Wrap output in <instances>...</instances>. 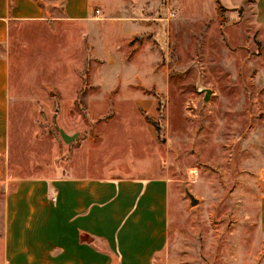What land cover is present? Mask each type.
<instances>
[{
  "label": "rangeland",
  "instance_id": "obj_1",
  "mask_svg": "<svg viewBox=\"0 0 264 264\" xmlns=\"http://www.w3.org/2000/svg\"><path fill=\"white\" fill-rule=\"evenodd\" d=\"M259 1L97 0L95 46L76 22L10 26L0 264L7 192L62 176L168 178L160 264H264ZM113 22L122 45L103 37Z\"/></svg>",
  "mask_w": 264,
  "mask_h": 264
},
{
  "label": "crops",
  "instance_id": "obj_2",
  "mask_svg": "<svg viewBox=\"0 0 264 264\" xmlns=\"http://www.w3.org/2000/svg\"><path fill=\"white\" fill-rule=\"evenodd\" d=\"M97 0H0V180L10 106L9 28L17 21L84 24L96 45ZM263 1H259V7ZM122 45L123 25L102 27ZM171 181L163 176L22 178L5 196L4 264H160ZM259 225L264 231V200Z\"/></svg>",
  "mask_w": 264,
  "mask_h": 264
},
{
  "label": "water",
  "instance_id": "obj_3",
  "mask_svg": "<svg viewBox=\"0 0 264 264\" xmlns=\"http://www.w3.org/2000/svg\"><path fill=\"white\" fill-rule=\"evenodd\" d=\"M202 91L205 93L204 100L207 101L213 92L210 88H203ZM186 193L189 196L192 205L198 202V199L193 194H191L189 191H186Z\"/></svg>",
  "mask_w": 264,
  "mask_h": 264
},
{
  "label": "built area",
  "instance_id": "obj_4",
  "mask_svg": "<svg viewBox=\"0 0 264 264\" xmlns=\"http://www.w3.org/2000/svg\"><path fill=\"white\" fill-rule=\"evenodd\" d=\"M99 11H100V10H99V9H97V10H96V13H99Z\"/></svg>",
  "mask_w": 264,
  "mask_h": 264
}]
</instances>
